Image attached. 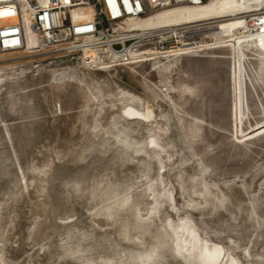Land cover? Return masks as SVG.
Segmentation results:
<instances>
[{
  "label": "rangeland",
  "instance_id": "rangeland-1",
  "mask_svg": "<svg viewBox=\"0 0 264 264\" xmlns=\"http://www.w3.org/2000/svg\"><path fill=\"white\" fill-rule=\"evenodd\" d=\"M261 9L160 11L207 21L170 62L0 55V264H264V50L216 22Z\"/></svg>",
  "mask_w": 264,
  "mask_h": 264
},
{
  "label": "built area",
  "instance_id": "built-area-1",
  "mask_svg": "<svg viewBox=\"0 0 264 264\" xmlns=\"http://www.w3.org/2000/svg\"><path fill=\"white\" fill-rule=\"evenodd\" d=\"M207 1L0 0V55L52 53L94 68L111 67L116 60L127 64L135 53L150 58V49L161 56L171 55L182 46L179 39L187 29L143 27L139 23L175 5H201ZM31 23L40 46L38 51L26 52L27 27ZM186 39L193 40L191 35ZM94 51L103 56L101 61L93 60Z\"/></svg>",
  "mask_w": 264,
  "mask_h": 264
},
{
  "label": "bare ground",
  "instance_id": "bare-ground-1",
  "mask_svg": "<svg viewBox=\"0 0 264 264\" xmlns=\"http://www.w3.org/2000/svg\"><path fill=\"white\" fill-rule=\"evenodd\" d=\"M218 1H221V0H209V1H207L201 5L180 4V5H175V6H188V7H192V8H203L208 4H212V3H215ZM158 15H160V11L158 13H156L155 15H153V16L145 19V20H142L139 23V25L143 26V27L175 26V27H178L180 29H184V28L187 29L185 34H181V36H183V38L179 39V42L181 43L182 46H178L174 53H172L171 55L166 54V55L161 56V55H159V53L156 50L150 49V50H148V54H149V56H151L150 58L137 57V54L135 53V54H131V61H129L127 64L119 63L116 60V61H114L115 63L113 65H111L112 68L107 65V66H102V67L96 68V69L114 70V69L122 68V67L127 66V65L133 66L136 64L147 63V62H149V63L170 62V61L177 59L179 57L206 50V46H207L206 42L199 41L197 39H193L192 41H190L186 38L189 37L190 35L192 36V34H194V33L195 34L200 33L201 30H199L198 27L205 24L204 22H207V21H201V22H195V23H181V24H174V25L160 24L158 26H151L150 23ZM237 19H241L242 23L245 24L246 27L248 28V32L250 35L251 42L258 49H259V47H261L262 51H263L264 48L262 47V45H264V9H261L259 11H248L244 14L239 15V16L227 17L224 20H219L216 22L219 23L222 21H234ZM180 29L176 28L175 30H180ZM31 30L33 31L32 34L30 32ZM33 38L36 40V42H34ZM26 39H27L26 40L27 41L26 52H35V51L39 50V46H40L39 38L37 36L36 27L33 23H31L27 27ZM91 56L93 57V60L95 62H98L99 59H100L99 61H101V58H103V56L101 54H99L98 52H95V51L91 53ZM83 64L85 65L86 63H83ZM86 66H87V68L89 67V65H87V64H86ZM0 75H2V74H0ZM3 81H4V79L0 78V87H1V84L3 83Z\"/></svg>",
  "mask_w": 264,
  "mask_h": 264
}]
</instances>
